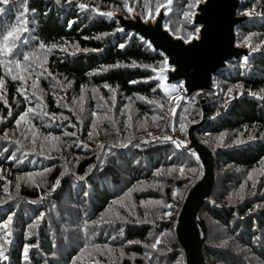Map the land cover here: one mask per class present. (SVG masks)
Returning <instances> with one entry per match:
<instances>
[{
  "label": "trees",
  "instance_id": "trees-1",
  "mask_svg": "<svg viewBox=\"0 0 264 264\" xmlns=\"http://www.w3.org/2000/svg\"><path fill=\"white\" fill-rule=\"evenodd\" d=\"M199 1L173 0L165 25L174 36L195 33L192 15L184 14L193 13ZM166 2L0 0V250L10 257H0V264H186L176 225L204 170L197 154L183 149L188 146L183 140L201 119L200 108L182 102L168 114L166 92L153 71L164 59L101 15L128 17L131 8L144 18ZM239 15L251 16L238 26L237 43L252 55L215 76L218 96L206 99V120L193 130L213 156L212 190L195 218L204 264H264V0H241ZM18 17L28 21L29 31L20 32L5 54L3 36L19 27ZM73 46L95 51L72 55ZM133 62L139 67H109ZM25 122L31 130L15 137ZM174 139L182 142L180 148ZM120 144L128 146L116 147Z\"/></svg>",
  "mask_w": 264,
  "mask_h": 264
},
{
  "label": "water",
  "instance_id": "water-1",
  "mask_svg": "<svg viewBox=\"0 0 264 264\" xmlns=\"http://www.w3.org/2000/svg\"><path fill=\"white\" fill-rule=\"evenodd\" d=\"M240 5L241 0H201L196 3L190 27H200V33H194V38L188 43H185L184 38L174 36L165 25L172 5L169 6L167 15L162 7L155 20L147 19L151 12L144 18L133 10L128 13V17L110 11L104 13H111L110 18L117 23L119 29H123L120 32L136 36L152 52L164 59L163 67L154 71L155 77L163 73V79L156 80L160 82L164 92H172L176 88L172 86L180 84L189 95L212 91L215 87V76L225 71L229 63L252 55L248 47L239 46L237 43L238 26L251 18L250 15H239ZM199 106L201 119L188 128L189 143L183 149L197 154L204 172L202 179L189 191L176 225L177 238L184 250L186 264H204L195 218L210 196L213 186V156L193 136V130L206 120L205 99L200 100Z\"/></svg>",
  "mask_w": 264,
  "mask_h": 264
},
{
  "label": "snow or ice",
  "instance_id": "snow-or-ice-1",
  "mask_svg": "<svg viewBox=\"0 0 264 264\" xmlns=\"http://www.w3.org/2000/svg\"><path fill=\"white\" fill-rule=\"evenodd\" d=\"M69 2H71V0H69ZM3 3H4V4H8V3H9V0H3ZM55 3H56L57 5H59V4L61 3V0H55ZM172 4H173V0H167L166 4H158V5L156 6L155 14L149 13L147 19L155 20V19H156V16L159 15V13H160V9H161L162 7L165 8V13H164V14L167 15L168 12L170 11L169 6L172 5ZM125 5L127 6V4H126V0H125ZM85 7H86V5H85L84 3H80V4H79V9H85ZM189 7L192 8V7H194V6H193V5H189ZM127 10H128L129 12L132 11L131 8H128ZM26 11H27V8H25V12H26ZM93 11H95V10H93ZM3 12H4V9H3V8H0V13H3ZM101 15L109 16V17H110V16H111V13H101ZM184 15H185V18L187 19V18H189L191 15H194V13H188V12H185ZM18 20L20 21V25H19V27L14 28V29L11 30V31H8V32H7V35H4V36H3V52H4L5 54H7L8 52H10L11 49H12L13 47L16 46V45H15V41H16L17 39L20 38V37H19V33H20V32H27V31H29V29H28V27H27V25H28V21L23 20L22 17H18ZM71 23H73V22H70V23H69V26H71ZM122 30H123V29H118V31H122ZM199 33H200V27H196V28H195V34L198 35ZM106 35H108V34H106ZM95 38H96V39H101V37H99V36H97V37H95ZM192 38H194V34L191 33V32L188 33L187 37L184 38V39H185V43L190 42V39H192ZM51 47H52L53 49H55L57 46H56L55 44H53ZM73 47H75V52L71 53L72 55H75L76 53L81 52V51H83V52L95 51V50H93V49H80V48L77 47V46H73ZM119 47H120L121 49H123V48L125 47V45H124V44H120ZM40 48L43 49V48H44V45L41 44V45H40ZM253 50L256 51L257 49H253ZM61 51H63V52H68V49H67V48H62ZM23 59H24L25 61H27V60L29 59V56L25 55V56L23 57ZM244 59L247 60V59H248L247 56H246ZM11 63L14 64L16 68H20V63H19L18 61H12ZM165 66H167V61H165ZM109 67H117V68H119V67H134V68H135V67H139V65L136 64L135 62H133L131 65H120V64H116V65H112V66H109ZM145 67H148V66H145ZM102 70H103V71H108V68H103ZM153 71H155V69H153ZM11 79H12V80H17V79H21V80H23L24 77L17 76V75H12V76H11ZM53 79H55V77H53ZM154 79H163V73H162V72L159 73L157 77H154ZM2 86H3V82L0 81V87H2ZM33 86H35V85H33ZM104 87L107 88L108 85H104ZM172 87L175 88L176 86L173 85ZM181 87H182V85H181ZM92 91H93V92H96L97 90H96V89H93ZM152 91L155 92L156 89L154 88ZM229 93H231V90H229ZM21 94H22V95H25V98L27 99V96H26V94H25L23 91H21ZM138 99H140V100H145V97L140 96V97H138ZM82 100H83V97H81V101H82ZM147 103H149V104H157L158 106H161V107H162V105H159V102H158V101L148 100ZM113 104H114V100H113ZM225 107H227V104H225ZM82 110H83V109H82V107H81V111H82ZM172 111L175 112V109H173ZM28 112H33V109H32V108H29V109H28ZM9 115H11V112H9ZM25 115H26V114H25ZM25 115H21L20 119L17 120V124H19L20 121L24 120ZM46 115H48L47 112H44V113L42 114L41 118H42L43 116H46ZM93 115H95V113H93ZM130 119H131V117H129V120H130ZM153 119H155V117H153ZM181 131H184V126H183V125L181 126ZM65 135H69V133H65ZM71 135H75V133H71ZM224 135H225V134L222 133V134L220 135V137L218 138V141H219V144H220V145H223V142H224ZM48 138H49V139H52V140H56V141H59V140H60V137H58V136H56V137H52L51 134L49 135ZM157 139H158V138H157ZM163 139H164V140H171L172 138L169 137V136H165V137H163ZM249 139H253V138L250 137ZM173 142L176 144V147H177V148H180V147L182 146V142H177V141H173ZM145 143H146V141H145ZM235 143H236V144H242L243 141H242V140H236ZM77 146H79V145H77ZM127 146H128L127 144L116 145V147H127ZM84 147H87V145H84ZM101 147H103V146H101ZM192 155H196V154H195V153H192ZM13 158H14V157H13ZM91 171H92V169H89V172H91ZM172 171H175V169H169V172H172ZM179 171H180L181 174H183L185 170H184V168H180ZM188 171H189V172H193V173H195L197 170H196L195 168H189ZM29 178H31V177H29ZM248 178H249V180H251V179H252V176L249 175ZM76 179H77L78 181H83V180H85V177H84V176H77ZM58 185H59V180L57 181V184L53 186V190H55V188H56ZM253 187H255V184L253 185ZM242 188H243V186H242ZM174 195H175V193H174ZM242 198H243V197H241V199H242ZM32 203H33V204H36V203H39V201H35V200H34V201H32ZM142 203H143V202H142ZM156 203H157L158 205L161 204L160 201H157ZM165 206H166V207H169V208L172 207L171 205H165ZM129 214L132 215V214H134V213L130 212ZM43 215H44V214L41 213V217H43ZM165 215H171V213H165ZM102 219H103V218H102ZM117 219H121V220H123V217H119V216H117ZM8 221H9V222L12 221V216H11V215H9V217H8ZM38 223H39V220H37V224H38ZM103 223L111 224V223H113V221H112V220H103ZM35 226H36V224L33 225V227H35ZM4 227H5V228H8V224L6 223V224L4 225ZM121 231H123V230H121ZM10 232H11V230L9 229V234H10ZM7 243H10V241H7ZM131 243H139V241H135V242H131ZM159 243H160V241L157 240L156 243L152 245V248H153V249H156V248H157V245H158ZM22 256H23V259H24L25 261H27V260L30 259V257H29V246H28L27 244H25L24 247H23V249H22ZM0 257H2L5 261L8 260V259L10 258V257L6 254V251H5V250H0Z\"/></svg>",
  "mask_w": 264,
  "mask_h": 264
},
{
  "label": "built area",
  "instance_id": "built-area-1",
  "mask_svg": "<svg viewBox=\"0 0 264 264\" xmlns=\"http://www.w3.org/2000/svg\"><path fill=\"white\" fill-rule=\"evenodd\" d=\"M217 96V89L216 86L212 91H200L194 92L192 94H186L185 90L181 87V85H177L175 90L169 93H166L167 99V108L168 114H175L177 108L182 102H191L195 100L198 104L201 99H206L207 97H216ZM175 109V112L172 110ZM183 142L188 145V139L183 140Z\"/></svg>",
  "mask_w": 264,
  "mask_h": 264
},
{
  "label": "rangeland",
  "instance_id": "rangeland-1",
  "mask_svg": "<svg viewBox=\"0 0 264 264\" xmlns=\"http://www.w3.org/2000/svg\"><path fill=\"white\" fill-rule=\"evenodd\" d=\"M217 96H218V92H217ZM216 96V97H217ZM207 98H209V97H207ZM206 98V99H207ZM206 99H205V101H206ZM192 101H194V102H196L195 100H192ZM197 103V102H196ZM200 103V102H199ZM198 104V103H197ZM198 106H199V104H198ZM199 108H200V106H199ZM167 114V113H166ZM171 115H173V114H171ZM26 128H28V131L29 130H31L30 129V127L27 125V123L25 122L24 123V125H20L19 127H18V130H17V132H16V134H15V137H17V138H25L26 136H27V132H25V129ZM31 137H32V141L34 142V138H36V136L34 135V134H32L31 135ZM188 138V137H187ZM182 140V139H181ZM174 141H177L176 139H174ZM178 142V141H177Z\"/></svg>",
  "mask_w": 264,
  "mask_h": 264
}]
</instances>
